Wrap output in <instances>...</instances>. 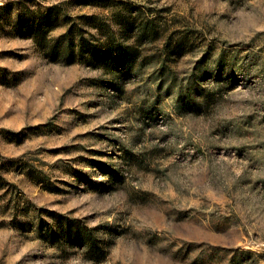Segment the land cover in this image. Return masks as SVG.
<instances>
[{
    "label": "rangeland",
    "instance_id": "rangeland-1",
    "mask_svg": "<svg viewBox=\"0 0 264 264\" xmlns=\"http://www.w3.org/2000/svg\"><path fill=\"white\" fill-rule=\"evenodd\" d=\"M0 264H264V0H0Z\"/></svg>",
    "mask_w": 264,
    "mask_h": 264
}]
</instances>
